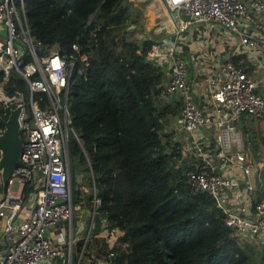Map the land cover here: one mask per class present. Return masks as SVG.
Instances as JSON below:
<instances>
[{"label":"trees","instance_id":"obj_1","mask_svg":"<svg viewBox=\"0 0 264 264\" xmlns=\"http://www.w3.org/2000/svg\"><path fill=\"white\" fill-rule=\"evenodd\" d=\"M23 4L40 53L69 52L76 43L87 54V61H76L67 92L71 200L74 210L87 203L105 214L103 231L115 240L109 243L103 235L96 242L110 263L264 264V243H241L214 197L192 193L184 182L193 167L182 140L162 139L163 118L179 113L183 100L157 101L165 67L148 55L151 37L133 36L129 26L140 13L130 0ZM6 89L10 95L15 89L25 93L26 83L10 71ZM0 114H8L1 102ZM262 199L256 195L253 203ZM82 245L83 239L77 240L76 251Z\"/></svg>","mask_w":264,"mask_h":264},{"label":"built area","instance_id":"obj_2","mask_svg":"<svg viewBox=\"0 0 264 264\" xmlns=\"http://www.w3.org/2000/svg\"><path fill=\"white\" fill-rule=\"evenodd\" d=\"M163 3L170 10L175 34L165 41L164 49L161 43L154 42L148 51L151 57L169 58L171 62L170 77L158 87L156 98L160 104L178 96L183 100L182 110L163 132L172 141L180 138L183 154L192 158L188 163L193 168H188L184 176L191 192L204 191L214 197L225 225L241 243L261 238L264 199L254 206L246 200H234L229 205L227 192L231 191L234 198L236 191L253 188L250 181H243L255 166L247 159L238 123L247 114L264 127V94L260 93L263 89L253 72L244 66L242 53L256 60L264 79V0H163ZM197 25L212 31L222 27L227 37L215 40L209 35L203 43L224 45L229 50L226 60L205 80L202 105L193 97L189 67L179 43L188 40L189 29ZM40 48L41 42L30 32L23 0H0V102L8 114L12 108L21 106L22 137L21 162L12 169L4 188L0 183V264H54L59 259L75 264L69 254L76 214L67 163L71 128L67 92L76 61H87V54L76 43L69 52L55 48L40 53ZM248 69L251 70L249 66ZM10 71H16L25 81V93L22 89L7 93ZM163 139L167 140L166 136ZM229 166H239L243 177L230 174ZM33 191L36 194L31 202ZM94 201L97 203L99 199ZM28 205L33 206L32 210L23 215ZM62 221L68 222L70 231L69 241L64 244L49 234ZM11 231L13 238L4 237ZM104 236L107 242L115 240V235L106 231Z\"/></svg>","mask_w":264,"mask_h":264},{"label":"crops","instance_id":"obj_3","mask_svg":"<svg viewBox=\"0 0 264 264\" xmlns=\"http://www.w3.org/2000/svg\"><path fill=\"white\" fill-rule=\"evenodd\" d=\"M159 1V0H156ZM155 1V3H156ZM153 8V6H151ZM168 8V7H167ZM158 20V18H156ZM171 20V18H170ZM162 22V21H161ZM170 23H164L168 34L165 38L166 40H170L173 38L175 34V28L174 24L171 21ZM163 25V27H164ZM213 35L212 37L215 40H223V37H227V33L224 31L222 27L215 29V31L209 30L208 28H203L202 26H193L188 31V40H180V46L182 47V55L184 56V59L186 60V63L189 67V73H188V79L191 83L192 90H193V97L195 101L199 104L204 103L205 98V80L208 76L212 75L213 72L220 66L222 63L226 60L228 57V47L224 45H206L203 43V40L206 39L207 36ZM150 37V36H149ZM191 37V38H190ZM163 39H159L158 41L161 43V48H165V41ZM163 43V44H162ZM242 57L244 59V66L247 68L248 71L253 72V76L256 80H258L260 87L263 89V91H260V93L264 94V79L261 74H259V71L257 70V63L256 60H251L247 57L246 53H242ZM153 58V57H152ZM156 58V57H154ZM157 63L162 64L163 67H165V80L164 83H166L170 77V59L169 58H157L155 59ZM246 62V64H245ZM248 66L251 70L248 69ZM175 114H172L171 120L169 122L164 121V128L165 130L168 129V127L172 124V120L174 118ZM171 116V115H169ZM166 116V119L169 117ZM250 117V116H248ZM167 127V128H166ZM238 127L243 133V140L245 143V151L247 152V159L255 166V169L257 167V172L253 170L251 174L245 175V179L243 181H250L253 185V188L251 190H246L245 188L242 189V191L237 192L236 191V197L231 196V191L228 193V199L230 200L229 205L233 204L234 200L238 201H249L251 204H253V199L256 197V195L261 196L264 199V191L262 192L263 188L261 185H264V127L261 126L259 121H256L254 119L247 118L245 116H241ZM167 141L169 140V137L167 134L165 135ZM251 140H254L257 145L258 149L252 148V142ZM260 145L263 146V149L260 148ZM228 172L232 174L233 176H238L240 178L243 177L242 169L237 166V168L228 167ZM259 188H262L260 190ZM2 193V190L0 188V194ZM89 206L87 203H85V207H82L81 209L75 210V220H74V230L72 232L73 236V244L72 248L69 252L71 254V259L73 260V254H75L76 251V243L77 240L83 239V245L79 248V250L76 251L77 254V260L74 261L75 264H109L110 261L108 256L104 251H101L99 249V245L96 242L98 237H101L104 235L105 231H103V228H101L100 231H95V222L93 220L94 215L97 211L93 212L94 205L92 206L91 210L87 208ZM32 205H28L27 209L23 210V215H28L32 210ZM90 219V221H89ZM105 220V219H104ZM104 220H102L103 226H104ZM85 221H89L87 223H83ZM65 222V221H64ZM83 223V225H82ZM66 225H69L68 222H65ZM80 228L79 230H76V228ZM13 231H11L8 234H5L4 237L13 238ZM49 234L53 236L57 241L61 243H65L69 241L68 233L66 232V228L61 226V223L59 222L55 227H52L49 230ZM97 237V238H96ZM67 238V241H66ZM258 243H264V235L261 236V238L256 237V239H248L243 242H253L257 241ZM242 242V243H243ZM110 243V242H109ZM258 243L255 242V244L258 245ZM96 254V255H95ZM80 262V263H79ZM54 264H66L65 261L62 260H56L53 262Z\"/></svg>","mask_w":264,"mask_h":264},{"label":"water","instance_id":"obj_4","mask_svg":"<svg viewBox=\"0 0 264 264\" xmlns=\"http://www.w3.org/2000/svg\"><path fill=\"white\" fill-rule=\"evenodd\" d=\"M20 110L21 106L19 105L12 108L7 117H3L0 114V121L3 124V128L0 132V178L3 188L6 186V180L12 169L21 162L20 154L22 150V137L19 132ZM67 163L69 165L68 155ZM104 219L105 214L103 212H97L94 215L93 220L96 225L94 232L100 231L101 228H103L102 220ZM89 221H85L83 223H87Z\"/></svg>","mask_w":264,"mask_h":264},{"label":"rangeland","instance_id":"obj_5","mask_svg":"<svg viewBox=\"0 0 264 264\" xmlns=\"http://www.w3.org/2000/svg\"><path fill=\"white\" fill-rule=\"evenodd\" d=\"M156 0H130V4L132 8H137L139 10V18L136 23H132L129 28H133V36L137 39H146L149 38V36L154 40L158 41L160 38L163 40H166L167 38L166 35L168 34L167 29L162 22L165 23H170V10L167 8V6L164 3H161ZM153 6V8L151 7ZM158 18V20H156ZM162 21V22H161ZM164 25V27H163ZM199 26V25H197ZM203 28L206 29L205 26ZM171 115V116H169ZM169 116L166 119V116L163 118V122L165 121L166 123L171 120L172 114H169ZM164 136H162V139ZM0 183L1 178H0ZM36 194L35 191L30 193V198L29 200L32 202L31 197ZM25 210V209H24ZM75 213V210H74ZM61 226L66 228V232L68 233V238L70 235L69 231V226L65 224L64 221L60 222ZM67 241V238H66ZM258 243L257 241L252 242L253 243ZM260 243H258L259 245ZM96 255V254H95Z\"/></svg>","mask_w":264,"mask_h":264},{"label":"bare ground","instance_id":"obj_6","mask_svg":"<svg viewBox=\"0 0 264 264\" xmlns=\"http://www.w3.org/2000/svg\"><path fill=\"white\" fill-rule=\"evenodd\" d=\"M159 2L163 3V0H159ZM170 70H171V62H170ZM256 169H257V167H256ZM256 169H254V170L257 172ZM255 204H256V203H255ZM255 204L253 203L252 205L254 206Z\"/></svg>","mask_w":264,"mask_h":264}]
</instances>
